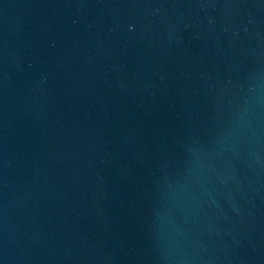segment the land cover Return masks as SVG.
Here are the masks:
<instances>
[{
  "label": "water",
  "instance_id": "1",
  "mask_svg": "<svg viewBox=\"0 0 264 264\" xmlns=\"http://www.w3.org/2000/svg\"><path fill=\"white\" fill-rule=\"evenodd\" d=\"M0 264H264V0H0Z\"/></svg>",
  "mask_w": 264,
  "mask_h": 264
}]
</instances>
